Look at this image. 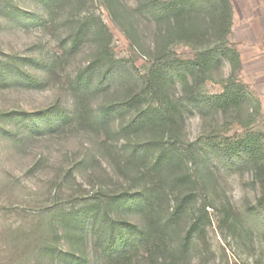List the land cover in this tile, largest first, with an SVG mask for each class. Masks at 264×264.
I'll use <instances>...</instances> for the list:
<instances>
[{
  "label": "rangeland",
  "instance_id": "374dc122",
  "mask_svg": "<svg viewBox=\"0 0 264 264\" xmlns=\"http://www.w3.org/2000/svg\"><path fill=\"white\" fill-rule=\"evenodd\" d=\"M138 2L0 0V264H149L136 250L118 263L113 243L138 239L142 199L163 182L148 171L153 155L127 163L153 138L178 151L196 181L178 231L195 220L205 231L187 264H264L263 190L244 150L264 136V0H231L226 42L213 26L218 0H197L200 36L175 38L164 58L166 24ZM168 101L182 111L176 127L131 124ZM165 183L164 208L190 190Z\"/></svg>",
  "mask_w": 264,
  "mask_h": 264
},
{
  "label": "trees",
  "instance_id": "16d2710c",
  "mask_svg": "<svg viewBox=\"0 0 264 264\" xmlns=\"http://www.w3.org/2000/svg\"><path fill=\"white\" fill-rule=\"evenodd\" d=\"M197 0H140L138 2L137 11L142 15L149 16L150 20L155 19L156 22L165 23L166 28H159L157 37L162 39L161 45L157 47V52L161 58L167 56L169 52V44L178 39H191L199 37L197 32L194 31V15L199 14L197 10ZM218 5L221 7L218 11L219 14L215 16L213 20V26L217 29L218 36L227 41L226 37L230 32L233 23V5L231 0H218ZM79 22V20H78ZM80 26L76 31L75 42L78 41L81 33ZM103 24V29H105ZM202 37L207 38L209 33H203ZM209 39V38H208ZM206 40V39H205ZM204 43V40H200ZM158 43V42H157ZM231 50L230 48H228ZM238 56L236 50H231ZM106 54H99L97 59L94 60L88 69H93L103 62V56ZM213 59L212 53L207 51L206 61ZM169 63L163 65L166 68ZM107 73H110L107 72ZM165 74L162 73L158 77L154 78L153 83L157 86L164 78ZM160 89V87H158ZM158 89V90H159ZM158 94V92H156ZM243 94L241 92H235L234 104L239 105ZM137 98H133L131 101L135 102ZM132 103V102H131ZM224 107L230 106L229 104L222 105ZM108 111V110H107ZM101 113V121L99 124H105L107 117L106 112ZM182 117V111L180 106L174 104L172 101H168L166 107L151 106L147 109L141 110L137 118L131 122L137 127H176L178 119ZM135 130H139L136 129ZM264 136H261L257 140H249L244 146V150L250 154V159L255 166L256 176L260 182L261 189L263 190L262 197L259 199L260 205L264 207V149L261 140ZM128 164L137 163L140 161H147L149 155H153L151 161V167L148 168L153 174L159 175L161 184H155L153 190L157 189L156 194L151 196H144L142 199L141 213L146 222L144 229L138 233V239L128 246H124L118 241L113 243L115 257L118 263L124 260L126 255L127 260H132V252L136 250L139 258L142 261L149 262V264H175L184 261L186 264L191 263V259L196 254L194 242V234L196 232L205 231V224L199 225L200 221L195 220L186 232H179L178 228L188 210V206L196 201V196L192 191L193 185L196 181L193 179V174L184 167V158L178 151H175L169 147L163 146V144L153 138L145 143H138L128 154ZM138 164V163H137ZM166 171V174H165ZM173 175V180L172 176ZM166 182L174 188H188L189 191L184 196L176 197V204L164 208L161 204L163 195L166 193L164 188L161 187ZM165 183V184H166ZM160 184V185H159ZM125 196V195H124ZM119 198V195H118ZM202 209L207 213L206 204H203ZM124 247V248H123ZM125 250V251H124ZM171 251H175L173 260L169 262ZM131 262V261H130ZM140 262V259H139Z\"/></svg>",
  "mask_w": 264,
  "mask_h": 264
},
{
  "label": "built area",
  "instance_id": "2783aa9c",
  "mask_svg": "<svg viewBox=\"0 0 264 264\" xmlns=\"http://www.w3.org/2000/svg\"><path fill=\"white\" fill-rule=\"evenodd\" d=\"M231 264H238V263H236V262H233V261H232V263H231Z\"/></svg>",
  "mask_w": 264,
  "mask_h": 264
}]
</instances>
